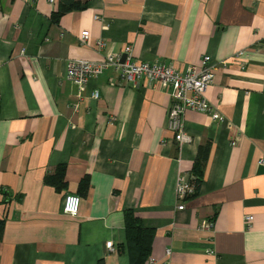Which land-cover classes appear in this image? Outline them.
I'll use <instances>...</instances> for the list:
<instances>
[{
  "label": "crops",
  "instance_id": "0c3cea01",
  "mask_svg": "<svg viewBox=\"0 0 264 264\" xmlns=\"http://www.w3.org/2000/svg\"><path fill=\"white\" fill-rule=\"evenodd\" d=\"M79 1L53 21L59 0H0V264H130L126 209L153 229L148 256L170 248L167 264H264V0ZM125 44L137 62L177 69L209 54L205 96L223 119L187 109L180 144L170 83L110 67L82 89L66 77L69 60ZM205 141L200 185L178 208L177 176L191 179ZM60 163L58 188L44 176ZM68 191L75 215L62 210Z\"/></svg>",
  "mask_w": 264,
  "mask_h": 264
},
{
  "label": "built area",
  "instance_id": "2783aa9c",
  "mask_svg": "<svg viewBox=\"0 0 264 264\" xmlns=\"http://www.w3.org/2000/svg\"><path fill=\"white\" fill-rule=\"evenodd\" d=\"M51 2L53 0H50ZM82 39L88 35V30H83ZM99 45L103 41L99 40ZM243 53L239 50L236 56ZM216 63L213 62L209 54H203L198 68L189 64L183 69H177L173 64L162 60H142L135 61L132 53L131 44H125L122 50L110 52L100 59L74 58L66 64V77L77 84L82 89L88 77L101 73L110 67L118 72L119 76L127 82L135 83L139 78L145 77L148 83L159 79L162 82H168L173 86L172 100L168 110L167 124L173 131L175 140L180 144L188 142L191 135L185 129L184 113L187 109L198 111H211L213 118L223 119V116L217 111H212V105L205 96L207 86L212 82ZM99 91L93 90L92 96L97 97ZM234 143V141H231ZM260 158L259 162H263ZM175 194L177 198V207L184 206V198L193 192L194 184L190 178L184 174L177 176ZM81 197L76 192H65L62 199L63 212L75 215L78 212ZM247 221L252 219L251 214H246ZM209 225V222H203ZM106 245L111 248L112 241L106 240ZM170 254V248H166L165 255L161 260L148 256V264H167ZM43 264V263H40Z\"/></svg>",
  "mask_w": 264,
  "mask_h": 264
},
{
  "label": "trees",
  "instance_id": "16d2710c",
  "mask_svg": "<svg viewBox=\"0 0 264 264\" xmlns=\"http://www.w3.org/2000/svg\"><path fill=\"white\" fill-rule=\"evenodd\" d=\"M85 5V1L59 0L57 9L51 14V19L57 21L65 11L74 8H82ZM208 149L209 142L205 141L199 146L198 153L191 166V180L194 184V190L192 193L196 192L200 185ZM44 181L55 187H62L65 184V165L62 163L57 164L54 171L44 176ZM87 185L88 179L84 176L80 179L79 191L85 190ZM4 222V217L0 216V238L3 234ZM124 227L130 264H145L146 258L151 251L153 229L143 226L140 216L132 209L125 210Z\"/></svg>",
  "mask_w": 264,
  "mask_h": 264
}]
</instances>
